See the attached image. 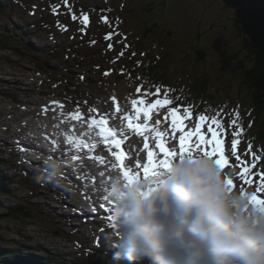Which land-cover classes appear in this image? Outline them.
<instances>
[{"label": "rangeland", "instance_id": "obj_1", "mask_svg": "<svg viewBox=\"0 0 264 264\" xmlns=\"http://www.w3.org/2000/svg\"><path fill=\"white\" fill-rule=\"evenodd\" d=\"M19 1L4 0V12L0 14V22L12 32L16 39L20 38L19 33H16L17 30L22 29L28 32L29 35H32L30 42L39 49L37 52L27 55L19 50L10 51L0 48V141L6 142V146H0V160H8L11 167L5 169L1 164L0 169L7 170L8 173L6 171L5 176L13 177V181L15 180V184L10 188L13 195L27 202L26 205L33 208L35 214L28 220L5 222L4 225L7 227L8 233L11 231L23 233L24 236L32 238L41 246L44 245L59 254L70 253L75 257L84 256L85 252L82 247L85 245L93 248V244L98 243L101 250L105 249L107 244L115 245L118 239L115 237L117 228L114 230L109 228L111 221L109 224L101 223L103 220H108L107 216L104 218L102 215H91L86 220L79 222L71 220L77 215H81L80 210L72 206V203H76L81 198L75 194L72 198L62 202L59 194L68 190L71 193L77 191L74 189L64 190L68 186L59 183L60 180H64V173L60 171L53 175L52 172H49L50 164L45 159L35 155H23V152L26 151H22V149L25 147L17 145L21 136L17 131L20 125L11 121V116L6 114L15 111L16 117L21 116V122H28L30 119L34 121L33 116H26V112H28L26 106L35 110H41L43 106L27 104V100L30 101L31 98L25 97L24 92L31 90L29 96L37 99L36 102L45 101L48 104H52L54 101L58 102L57 106L63 105L70 108L66 115L73 121H78L80 118L84 120L87 125L85 128L81 124L78 127L69 125L67 131H60L56 134L54 128L57 126L55 122L58 119H48L53 124L47 127L48 129L39 131L41 136L39 146L47 149H50V142H52L48 134L58 135L65 141L68 139L67 136L76 129L81 134L95 132V129L99 127L91 123L93 118L97 120L106 118L110 125L117 122L115 127L120 131V137L122 133L129 135L127 138H121V148L117 149L114 142H104L101 143V148L98 150L103 154L84 157L88 163L91 162V158L102 157L100 160L107 161L101 163L104 168L110 167V159L115 160L113 170L109 175H101L97 171L98 168L95 167L94 170L99 177V182H97L92 177L88 178L89 173L72 171L74 170L72 166L69 167L68 173L71 178H75L74 184L77 180L85 191L99 194L104 190V186L101 184L111 182L110 177L117 173L124 176V172H128L129 176L143 179L144 166L147 162L134 140L144 143L145 138L138 134L134 135V132L127 127L128 121L124 118L131 113L130 107L136 109L137 105L132 104L133 99L138 101L139 107L141 99L148 105L157 99L155 92L144 89L142 81L136 79V76H126L131 68L140 64L142 67H155L154 78L160 80L158 85H174L175 93H167L174 102L173 105L162 108L164 115L169 114L171 107L182 106V115L186 116L184 108L193 112L192 119L186 120L191 128L196 126L199 115L207 116L208 112L222 123L226 133L235 130L232 125L234 119L237 120L238 125L245 127L244 132L240 135L242 137L238 151L247 152V147L251 144L252 151L260 156V160L256 161L255 169L244 173V168L248 165L235 163V157L230 155L229 147L233 137L230 134L225 135L224 154L229 160V164L224 168L225 179L233 180L235 185L233 190L240 191L243 188L244 192L255 195L258 199H264V189L261 187V173H264V144L258 142L260 141L258 138H256L257 141L252 138L253 142H250L248 137L253 131L248 128V124L254 117L255 111L252 108L251 92L245 86L240 87L243 78L241 68L238 67L239 60L245 61L246 66H250L252 61L248 60V50L245 48L246 36L234 28L233 12L225 9L219 0H169L168 6L178 13L175 16L169 14L161 16L159 8H150L156 0H118L117 4L113 0H89V2H95L97 6H101L100 10L93 13H90V7L85 5L88 0H67V3H64L63 0H24L25 4L29 6L28 9L22 8ZM138 4L141 6H137ZM57 5L58 7H53ZM64 9H67L68 13L60 14L65 11ZM168 10L170 12V9ZM73 14L76 15V20L72 19ZM84 14L89 16L87 25L82 23ZM104 16L108 17V24L102 21ZM46 19H52L53 25L42 27V21ZM15 26L18 28L17 30H14ZM62 26H67V30H63ZM110 31H117L120 34L114 35L112 40L104 45L95 44L91 47L92 44H88L102 36L105 37V34ZM123 35L127 36V40L122 41ZM15 43L18 49L25 50L22 48L21 42L15 40ZM109 43L115 45L114 50H108ZM125 43L131 47L124 49ZM54 47H57L58 52H55ZM122 49H124L125 55L117 59V55ZM106 50L108 58H105ZM133 52L136 53L135 56L132 55ZM55 53L59 57H56ZM77 53H84V55ZM141 53H145V55H141ZM114 60L115 63H113ZM140 71L138 69L137 73ZM106 72H110V74L105 75ZM15 81H21V83H17L16 87L12 89V83ZM203 81L207 88L205 99L207 102L216 104L214 109L218 112L212 110V104L210 107L206 105L209 109L203 110L202 105L200 109L194 104L188 105L174 97V94H178L184 86H192L195 82ZM67 85L77 89L79 101L84 93L83 103L79 107L80 111H77L76 105L64 97L66 91L63 88ZM122 85L127 88L124 92L120 91ZM117 86H120L121 89H118ZM138 87L141 94L135 95ZM10 90L13 92H7L6 95L2 93ZM165 91L166 88L162 87L159 98L164 97ZM40 92L47 93V95L41 96ZM13 93L18 96V102L14 100ZM142 93H148V95L144 96ZM113 94H115V100L111 99ZM237 105H239L238 109ZM89 106L98 109L99 113L90 111ZM117 106L120 107V112H116ZM237 111L240 113L239 119L235 117ZM73 116L78 119H73ZM69 121H71L70 118ZM133 121L136 120L133 119ZM168 123L170 124V121ZM205 124L207 125V122ZM5 125L11 129V132L6 130ZM148 125L149 131L145 133V136L149 144L148 149L151 151L157 149L155 145L159 140L153 130L158 131L159 125H156L154 120ZM126 129H129V132H126ZM162 130L172 134L169 126H164L161 128ZM259 131L260 127L252 133L258 134ZM26 133L33 135L29 131ZM93 135L96 136V132ZM130 138L132 140L126 142ZM13 142L15 143L13 144ZM173 144L178 149L179 142H176V139ZM122 150L125 153L123 167H121V161L116 159ZM46 158L50 159L49 156ZM243 158L251 162V153ZM38 172L48 177L50 185L53 181L51 190L39 186L36 178H41L43 175ZM241 174H244L250 182L241 181ZM29 178L34 180L29 181ZM73 178L72 180H74ZM62 194L65 196L67 193L63 192ZM0 201L16 204L15 200L6 199L3 195L0 196ZM90 208L96 210V207ZM97 208L102 209L103 205H99ZM98 221L101 222L98 223ZM106 231L110 232L106 233ZM4 236H7L8 239L13 238L12 234ZM83 240L87 241L85 245L81 243ZM115 248L122 250L120 247L115 246ZM146 264H150V262L147 260Z\"/></svg>", "mask_w": 264, "mask_h": 264}, {"label": "clouds", "instance_id": "obj_2", "mask_svg": "<svg viewBox=\"0 0 264 264\" xmlns=\"http://www.w3.org/2000/svg\"><path fill=\"white\" fill-rule=\"evenodd\" d=\"M106 197L117 228L114 246L129 261L264 264V207L233 190L211 156L178 157L147 179L117 177Z\"/></svg>", "mask_w": 264, "mask_h": 264}, {"label": "snow or ice", "instance_id": "obj_3", "mask_svg": "<svg viewBox=\"0 0 264 264\" xmlns=\"http://www.w3.org/2000/svg\"><path fill=\"white\" fill-rule=\"evenodd\" d=\"M64 3H67V0H63ZM53 7H58L53 6ZM72 19L76 20V15H72ZM102 21L105 24L109 23L108 17L104 16L102 17ZM82 23L84 25H87L89 23V16L84 14ZM59 26V25H58ZM63 30H67V26H62ZM83 30V29H82ZM120 33L117 31H110L107 34H105V39L111 41L114 35H119ZM127 40V36H122V41ZM121 41V42H122ZM90 43H95V41H91ZM131 47V45L125 43L124 49H127ZM113 49V44H108V50ZM124 49H122L118 55L117 59L119 57H123L125 55ZM133 56L136 55L135 52L132 53ZM141 55H145V53H141ZM115 63V60L113 61ZM139 63V62H137ZM123 73V70L121 71V74ZM110 72H106L105 75H109ZM82 78V77H81ZM168 91H172V89L168 88L167 91H165V95L163 98H159L160 94L162 92L161 86H156L155 88V95L157 99L153 103H151L150 107L146 106L143 108L136 107L135 111L138 114L136 117V122H133L132 116H125L124 118L128 121L127 127L132 130V132L137 133L139 136L145 138V142L143 144V147L145 149L149 148V144L147 143V137L145 136V132L149 131V128L147 126V123L145 121H140L139 114H143V116L146 118V120L152 119V112L153 110H156L157 116L159 117V110L161 108H164L167 105H173V99L169 98L167 95ZM137 92H140V88H137ZM142 95L147 96L148 93H142ZM111 99L115 100V94L111 97ZM53 104H56L58 102H52ZM86 103V102H85ZM138 101L136 99L132 100L133 105H137ZM139 104L143 105L145 104V101L143 99L139 100ZM63 107V105H61ZM181 107L182 106H176L171 107L170 112L168 115H165L163 117L157 118L154 123L156 125H159L162 123V121H168L170 116V124H171V130L173 136H176L177 133H179L178 136V142L179 147L178 149L173 144L172 146H166L164 140L162 137L164 136L163 132H157L156 136L159 142L155 145L157 149H159L160 153L163 155V159L161 160H155L154 159V153L153 151H149L147 153V165L144 166V179L149 178L150 176H153L159 172V169H167L170 168L172 163L175 162V160L178 157H183L185 155H192L195 154L197 151L201 152L205 156H218L216 159L222 166L225 168L229 164L228 158L225 156V145H224V136L225 135H231L233 139L230 141V155L235 157V163H239L241 165H248V167L244 168V173H248L250 169H255L257 167L256 161L260 160V156L257 155L255 152L252 151V145L249 144L247 147V152L241 153L238 151V145L241 143L240 137L241 133L244 132V128L237 124V120L232 121V125L234 126L235 130L231 131L230 133H226L223 129L222 123L216 118V117H208L206 115H199L198 121L196 123V126L194 128L189 127L187 123H185L186 120H191L193 117V112L189 110L188 108H184L185 115L181 114ZM237 109L239 108V105L236 106ZM77 111H80L79 106L76 108ZM90 111H94L99 113L98 109H94L92 106H89ZM44 111H47V106H44ZM121 109L119 106L116 108V112H120ZM107 115V114H103ZM250 115V113H249ZM240 113L239 111L236 112V117L239 119ZM73 119H78V117L73 116ZM205 122H207V128L206 132L203 131L205 127ZM91 123L93 125H97L99 127L100 133L103 135L104 139L106 141L112 140L114 142L115 147L117 149H120L122 146L121 139H116L117 132L113 131L112 128L108 127L109 121L108 119H95L93 118L91 120ZM248 127H251V122H249ZM210 134V139L207 138V136ZM219 137V138H218ZM71 139V137L69 138ZM210 146V149H209ZM248 153H251L252 160L251 162L243 157H247ZM125 157V153L122 150L119 155L116 156V159L118 161H121V167H123V160ZM137 167H139V164H137ZM124 176L130 180L137 179L136 176H129L128 172H124ZM240 180L244 181L245 183H249L247 177L244 174L240 175ZM229 184L234 189L235 185L233 184L232 179H228ZM261 187L264 189V173H261ZM241 192H244V189L241 188ZM253 196V204L259 205L261 207H264V199H258L255 195ZM105 200H107V197H104ZM107 219L111 221L109 228L110 229H116L115 224V217L114 215H108Z\"/></svg>", "mask_w": 264, "mask_h": 264}, {"label": "trees", "instance_id": "obj_4", "mask_svg": "<svg viewBox=\"0 0 264 264\" xmlns=\"http://www.w3.org/2000/svg\"><path fill=\"white\" fill-rule=\"evenodd\" d=\"M224 2L228 6H233V0H224ZM235 26L237 30L242 33L244 36L246 34L244 33L241 24L239 21L236 20ZM245 48L249 52V57L253 60V62L250 64V66H246L243 61H240L238 64V67L242 70V82L241 86H245L250 92L251 97L253 99V111H255L254 117L250 119L251 127L249 129H253V131H256L258 127H260V131L258 134H253L252 132L248 135L250 138V142L253 140H256L258 138L262 142L261 144H264V55L262 52L256 47L252 41L246 36L245 39ZM154 70L155 67H147L146 69L141 72L144 75V78L147 82L148 87H155L159 84V79L154 78ZM209 87L211 88V83L209 82ZM172 90L174 91V87H172ZM207 92V88L205 85V81L203 82H195L192 86L186 87L184 86L182 90L180 91L181 100L187 101L189 103H194L196 105L203 106L204 109L210 107V104H212V110L218 112L214 108H216V104L211 103L210 101L207 102L205 99V94ZM207 105V106H206ZM260 121V123H259ZM244 130L245 127L241 125ZM257 135V137H256ZM242 136L238 137L240 139ZM257 141V140H256ZM11 181L7 180L6 178H3L0 174V195H7L10 190L9 187L11 185ZM24 206V205H23ZM19 206L16 209L13 208H1L0 205V234L3 232L4 228L1 224L3 217H14V218H27L31 217V213L29 208ZM1 211L5 212L4 215H1ZM0 242L2 246L9 247V250H4L3 253L2 250H0V264H51L55 262H58L59 264H79V263H71L67 259H63L60 257L58 258V254L54 251H50L48 249H45V247L40 246L39 244L35 242H31L27 238H25V243L29 244L28 246H24L21 244H18V246L14 245V248H12L11 244L6 243V240L0 236ZM39 254V255H38ZM41 254V255H40ZM92 260L89 262V264H113V259L111 257H108L106 255L93 253ZM113 262V263H112Z\"/></svg>", "mask_w": 264, "mask_h": 264}, {"label": "bare ground", "instance_id": "obj_5", "mask_svg": "<svg viewBox=\"0 0 264 264\" xmlns=\"http://www.w3.org/2000/svg\"><path fill=\"white\" fill-rule=\"evenodd\" d=\"M46 26H49L51 23L48 21V22H45L44 23ZM100 41H104L105 40V38H104V36H102V37H100V39H99ZM55 48V52H58V49H57V47H54ZM56 54L57 53H55L54 55L56 56ZM22 72H25V71H22ZM14 83V84H13ZM12 83V89H14L15 87H16V84L17 83H21V81L19 82H17V81H15V82H13ZM117 88L118 89H121V87L120 86H117ZM127 88H126V86H124V85H122V90H120L121 92H124L125 90H126ZM131 89V88H130ZM129 90V89H128ZM131 90H134V89H131ZM32 91H33V89H32ZM135 91V90H134ZM31 92V90L30 91H28V92H24V95H25V97H30L31 98V100L29 101V100H27V104L28 105H35V104H37V105H42L43 106V109H41V110H35V109H31V108H29L28 106H26V108H28V112H26V116H33V118H34V121L32 120V119H30L28 122H21V116L19 115L18 117H16V112L15 111H11L10 112V114H6L7 116H11V118H10V120L11 121H15L16 123H18L20 126L17 128V131H18V133L21 135L20 137H21V139H20V141L21 142H19V144H17V145H21V144H23V145H25V146H28V145H31L32 147H34V148H36L37 147V143H34L33 141H29L28 139H25V136H24V134L26 133V131H32L34 134H38V132H39V130L40 131H42V130H44V129H48L47 127H49L51 124H53V123H50L49 122V120L50 119H52V118H54V119H58L57 120V122H55V124H57V126L54 128V132L55 133H59L60 131H67L68 129H69V125H71V126H73V127H78L79 126V124H81L82 126H83V128H85L87 125L85 124V122H84V120L82 119V118H80L78 121H73L72 119H71V117H68L67 115H66V112L70 109V108H68V107H66V106H63V107H61V106H57L56 104H48V102H45V101H43V102H41V101H38V102H36L37 101V99H35V98H32L31 96H29V93ZM139 94H141V91L140 92H137V89H136V91H135V95H139ZM61 100V99H60ZM146 100V99H145ZM3 101H5L4 99H3ZM126 104V103H125ZM140 105V108H143V107H145V106H148V107H150V105L151 104H147L146 102H145V104H143V105H141V104H139ZM44 106H47V111L45 112L44 111ZM137 106H138V104H137ZM136 106V107H137ZM139 107V106H138ZM123 108V107H122ZM233 108H234V106H233ZM129 110H131L130 112L131 113H129V114H132V115H134L135 117H137V113H136V111L132 108V107H130L129 108ZM231 110V109H230ZM233 111V110H232ZM245 111V110H244ZM234 112V111H233ZM235 113V112H234ZM127 114V113H126ZM232 115V114H231ZM151 116H152V119L151 120H146V118L143 116V114H139V118L140 119H143V120H146L147 121V123H150V122H152L153 120L155 121L157 118H159V117H163V116H165L164 115V113H163V109L161 108L160 110H159V117L157 116V113H156V110H153V112H152V114H151ZM235 117H236V114H235ZM69 118H70V120L71 121H69ZM49 119V120H48ZM170 116H169V119H168V121H162V123H161V125L159 124V130L158 131H155V130H153V132L154 133H157V132H163L164 133V136L162 137L163 138V140L167 143V145L168 146H172L173 145V143H175V139H176V142H178L177 140H178V136H179V134H176V136H173V134H171V133H167L166 131H161V128H163L164 126H169V127H171V125L168 123L169 121H170ZM61 121H65V122H67V123H63V122H61ZM21 122V123H20ZM115 123H117V122H114V123H112L114 126H115ZM185 123H187V121L185 122ZM118 124V123H117ZM188 124V123H187ZM252 124V123H251ZM5 127H6V130L8 131V132H11V129L9 128V127H7L6 125H5ZM206 128H207V125L205 124V127H204V129H203V131H205L206 132ZM76 130H78V129H76ZM79 131V130H78ZM126 132H129V129H126ZM129 135L127 134V133H122L121 134V137L122 138H127ZM35 137V136H34ZM36 138V137H35ZM207 138H210V134L207 136ZM219 138V137H218ZM132 139L130 138V139H128V140H126V142H128V141H131ZM36 142H37V140H35ZM137 144H138V146H139V148H140V150H141V154H143V156H144V158H145V160H146V162H148L147 161V153L150 151V149H145L144 147H143V142H140V141H136V140H134ZM15 142H13V144H14ZM16 143H18V142H16ZM49 143V142H48ZM10 145H12L11 143H10ZM53 145V144H52ZM62 146V147H61ZM39 149V148H38ZM209 149H210V146H209ZM26 150H28V151H33L31 148H29V149H26ZM25 149H22V151H26ZM53 152L54 153H56V154H59V150L60 151H63L64 150V147H63V144H59V143H57L56 144V146L55 147H53ZM151 151H153V153H154V159L155 160H161V159H163V155H162V153H160V151L158 150V149H155V150H151ZM36 152V151H35ZM52 152V153H53ZM26 152H23V154H25ZM36 153H38V152H36ZM196 154H200L199 153V151H197L196 152ZM46 155H47V153H46ZM89 155V154H88ZM59 156L60 157H63V158H69V156H65V155H58V157H56V158H59ZM86 156V155H85ZM85 156H83L82 158H81V163L85 166V168H86V170L87 171H93V169L95 168V167H97L98 169H97V171H99L102 175H105V176H108L109 175V173L113 170V165L115 164L114 162H115V160H113V159H110L109 160V162L111 163V165H110V167L109 168H104L102 165H101V163H105V162H107V161H105V160H100V158H102V157H95V158H91V162L90 163H87V161H85L84 159V157ZM214 159H217L218 158V156H214L213 157ZM125 162V161H124ZM126 167H128V166H126ZM78 172V171H77ZM130 175V174H129ZM117 177H119V178H121V179H123V176L122 175H120L119 173H117V175H113V176H111L110 177V179L113 181L115 178H117ZM16 178V177H15ZM99 178V177H98ZM112 181L111 182H108L107 183V185L105 186V188H104V191H107V189L109 188V186L111 185V183H112ZM60 183H61V181H60ZM104 186V185H103ZM105 195L106 194H102V198H99V197H94L93 196V194H86V193H84L83 194V197H86V199L87 200H85V201H83L82 203H76V204H74V206L77 208V209H80L81 210V212H82V214H85V212H87V209H86V207L87 206H89V205H91V206H94V207H97L98 206V204L97 203H102L104 206H108L107 205V202H106V200H104V197H105ZM78 197V196H77ZM108 201H110L109 199H108ZM50 204V203H49ZM48 205V204H47ZM111 211H113V207H111ZM50 213V212H49ZM111 214H113V212L111 213ZM103 217V216H102ZM105 247H108L111 251H113V249L114 250H116V248L114 247L113 249H112V247H113V245H112V247L110 246V245H105ZM97 248H98V246H97ZM118 260V259H117Z\"/></svg>", "mask_w": 264, "mask_h": 264}, {"label": "water", "instance_id": "obj_6", "mask_svg": "<svg viewBox=\"0 0 264 264\" xmlns=\"http://www.w3.org/2000/svg\"><path fill=\"white\" fill-rule=\"evenodd\" d=\"M243 30L264 55V0H233Z\"/></svg>", "mask_w": 264, "mask_h": 264}]
</instances>
